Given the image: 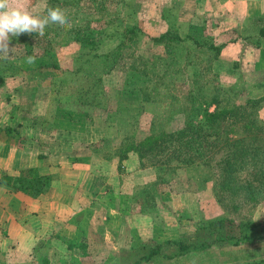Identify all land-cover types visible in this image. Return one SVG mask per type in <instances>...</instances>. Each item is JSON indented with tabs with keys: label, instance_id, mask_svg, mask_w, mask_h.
Segmentation results:
<instances>
[{
	"label": "trees",
	"instance_id": "16d2710c",
	"mask_svg": "<svg viewBox=\"0 0 264 264\" xmlns=\"http://www.w3.org/2000/svg\"><path fill=\"white\" fill-rule=\"evenodd\" d=\"M142 3V0H136L134 6L127 5L131 20L121 17L115 8H110V13L114 16H110L103 26L83 21L75 24L72 29L65 30V35H61L59 25H50L45 28L43 36L32 33L29 37L12 40L21 41L23 44L19 53L23 54L18 56L47 57L39 65L38 74L48 76L50 80L47 83L26 84L28 99H22L9 112L11 105H15L14 101H18L12 99L14 94L11 93L9 81L18 76L22 68L17 62L19 58L11 56V52L7 59H0V90L4 91V100L11 101L4 108L3 116L6 118L0 123V142L23 148L25 151L35 149L39 157L50 154L57 157H77L80 153H93L108 159L118 157L121 163L131 152H135L141 161L149 157L150 165L156 168L169 164L176 169L185 168L189 171L197 168L199 164L193 157V152L195 149L201 151L203 141L205 145V142L207 145L217 144V138L209 140L210 137L208 139L206 135L212 137L213 134L229 132L234 124L237 125L236 122L241 123L243 119L244 125L259 122L253 110H249L257 100L249 96L239 101L243 96L242 87L234 85L233 82L228 84L220 74L213 71L212 61L218 57L224 43H217L204 33L206 38L202 37L193 23L191 28L194 31L188 30L183 35L181 28L190 26L182 20L178 0L154 2L159 12L158 17L168 25L164 32L151 36L155 43L163 44V51L150 55L138 51L147 35L138 16ZM201 26L203 31H207L205 24ZM52 30L53 34L58 35L52 37ZM108 40H111V46L104 48L103 44ZM37 45L42 48L39 55L36 53ZM71 45L73 49L65 56V65H61L56 48ZM54 72L60 73L56 75ZM43 73L47 74L44 76ZM20 81H25L22 76ZM161 88L163 98L158 94ZM164 99L168 105L162 110ZM21 103H26L27 106L24 108ZM213 104L215 107L212 109ZM187 107L190 112L200 108L202 118L197 123H189L184 129H172V118ZM146 112L151 114L149 129L141 130L139 119ZM248 118L252 122H248ZM28 127L32 130H48L51 138H54V130L78 132L82 138L78 142L67 139L53 142V139L34 136L27 130ZM189 127L192 133L195 130L190 137ZM212 128L215 129L214 132L208 130ZM94 129L99 137L90 139L89 131ZM203 129L207 132L202 131ZM183 145L188 147L189 152H179L175 157L168 154L165 161L166 153L172 150L175 154ZM231 146L233 148L227 149L220 160V176L223 179L217 185L218 191L230 190L232 194L241 195L244 199L257 200L264 187L258 180L253 181L258 177L245 179L242 173L246 169L258 170L260 160H264L260 159L264 154V147L258 144L247 146L244 143ZM53 179V174L45 171L42 166H36L23 168L13 177L11 183L16 189L37 196L51 187ZM207 180L205 178L199 181L205 186L204 182ZM158 191L156 184L151 187L144 185L140 189L137 195L140 197L142 209L148 207L155 210ZM260 224L261 222L251 220H242L236 224L228 223L225 218L211 219L200 226L206 236L201 243L185 235L159 240L131 264L152 259L162 252L165 245L172 246L174 251L169 257H173L185 251L211 247L221 241L254 242L257 238H264V233L256 235ZM236 225L243 233L240 237L235 232ZM122 232L123 228L112 230L109 236L115 238ZM251 232L255 233L254 236ZM97 236L100 235H89L88 231L79 235H65L54 231L32 245L31 264H107L108 261L100 260L96 251L90 248ZM239 238L242 240L234 241ZM57 239L60 240L57 244L62 250L49 252L48 247H58L53 243ZM131 247L134 248L135 245ZM55 256L56 259L53 258ZM250 263L264 264V257Z\"/></svg>",
	"mask_w": 264,
	"mask_h": 264
},
{
	"label": "rangeland",
	"instance_id": "374dc122",
	"mask_svg": "<svg viewBox=\"0 0 264 264\" xmlns=\"http://www.w3.org/2000/svg\"><path fill=\"white\" fill-rule=\"evenodd\" d=\"M178 1L181 8L182 20L187 26H190L189 28L186 27V29L181 28L183 35H186L188 30L194 31V28H191L193 23L195 30H198L202 37H205L203 35L207 34L209 37L213 38L215 42L224 43L218 57H214L215 59L212 61L213 71L220 74L228 84L233 82L234 85L242 87V94L244 97H240V99H238L239 101L249 96L257 100L249 110H253L259 122L244 125L243 119L241 123L236 122L237 125L234 124L229 132H221L220 135L213 134L212 137L206 135L208 139L210 137L209 140L217 138V144L207 145V142H205V145L203 141L202 149L200 148L201 151L195 149L193 152V157H195L196 162H199V164H197V168L192 170L189 169V171H186L185 168L176 169L169 164H162L163 166L160 165L156 168L150 165L151 159L149 157L141 161L139 155L135 152H131L129 157L125 158L121 163L118 157L108 159L100 155L93 156L92 164L96 165V167H94L100 172H105L102 173L104 175H100V178L106 182L107 178L105 179L103 177H105V174H109V172L115 174L116 178L114 181L115 185L114 182L109 181L110 183H106L107 186L104 185V181L99 178V188H103L101 189L103 196L95 200L90 199V204L84 205L86 208L81 211L85 225H95L94 231L100 235L96 237V242L93 241L90 244V248L96 251L100 260L108 261L107 264H131L134 260L149 251L151 245L153 246L157 241L165 240L171 236L179 237L185 235L186 237L197 239L198 242L201 243L206 236L204 235V229L200 226L215 218H225L228 223L235 222L236 224L242 220L261 222L256 235L264 233V190L262 193L258 194L259 197L257 200L250 198L247 200L241 197V195L232 194L230 190L222 192L218 191L219 189L217 188L218 183L223 179V177L220 176V160L222 156L225 155L226 150H230V147H232L231 145L244 143L247 146L258 144L264 147V34H262L264 16L263 18L258 17L252 20L249 18H238L235 20L236 18L232 19L230 18L231 16L221 17L217 15H207L205 12L204 17L200 16L199 12L196 13L197 16H194L196 10H194L193 4L196 0ZM199 1L200 0H198V3ZM135 2L136 0H125V2L123 0H61V2L58 0H13V6L22 7L33 15L41 17L47 15L48 7H60L65 10L72 25L70 29H72L75 24L83 21H91L94 25L103 26L108 19L111 18L110 16H114L113 13H110V8H115L121 17H126L127 20H131L132 16L128 13L130 10H128V8L126 9V7L127 5L128 7L134 6ZM142 2V8L140 12H138V16L143 23V28L147 32V35L141 42L138 51L150 55L153 52L163 51V44L155 43V40H153L151 36L164 32L167 30L168 25L165 20L158 17L159 12L156 3H154L155 0H142ZM234 23L238 25H232ZM201 24L207 26V31H203ZM70 29L60 27V34L65 35V30ZM53 33L54 30H52V32L50 31L52 37L58 35ZM31 34L24 33L18 37H12L11 39L10 48H13L11 56L19 58L17 62L22 69L18 76H15L9 81V85L12 87L9 88L11 89L12 95L14 94L12 99L18 100L14 101L15 105H11V110L9 112L14 110L22 99H28L27 85L36 82L47 83L50 80L48 76L43 77L41 74H38L39 65L47 60L46 56L35 57L33 63H28V57L26 56H18L23 54H19L23 48V44L20 43L21 41L12 40L26 38ZM110 43L111 40H108L103 44V47L111 46ZM36 48L37 55L41 54V46L37 45ZM56 49L60 56L61 65H65V56L72 51L73 46H57ZM202 50L203 47H201L200 53H202ZM59 73L60 72H54L56 75ZM43 74L45 76L47 73ZM20 76L24 78V82L20 81ZM158 94L160 98H163L162 88L159 89ZM10 102L11 101L6 102V100H4V91L0 90V123L4 122L6 118V116H3L4 108L5 105H8ZM21 104H23L24 108L27 106L26 103ZM167 105L168 103L164 99L161 109L165 110ZM159 107L160 105H158V108ZM214 107L215 105L213 104L211 108L213 109ZM150 118L151 114L149 112L142 115L141 119H139L141 130L149 129ZM201 118L202 113L200 108L190 112L189 107H187L176 113L170 122V127L174 130L184 129L189 123H197ZM247 121L252 122L249 118ZM28 129L30 133L36 136V130L30 129V127H28L27 130ZM213 129L214 128L208 130L214 132L215 129ZM114 130H116V126ZM194 131L195 130H193L192 133L190 127L188 128L189 137L191 133L194 134ZM202 131L207 132L205 129ZM37 134L41 139H48L49 137V132L43 129L37 130ZM54 134L53 140L50 139L53 142H59L60 140L64 141L66 139L78 142V140L80 141L82 138L78 132L73 131L70 133L69 131L62 132L54 130ZM88 137L90 139H97L99 134L94 129L89 131ZM183 146L180 147L177 153L174 154L173 151L170 150V152L168 151L169 153H166L165 158L164 156L162 158L167 161L168 154L175 157L179 152L181 154L189 152L187 151L188 147ZM198 146L199 142L197 147ZM182 148L186 149L181 151ZM262 155L260 159H264V154ZM160 156H162V154H160ZM48 160H51V158ZM114 161L118 168L117 171L114 169L112 172L113 169L110 168L109 164H112ZM0 168H2L1 165ZM257 169L258 170L254 169L253 171L252 169H246L242 174L245 176V179L249 178L250 180H252L251 178L253 177H258V179H254L253 181L257 182L258 180V183H261L264 187V160H260ZM190 172L193 175L195 173L198 178L196 179V176H193ZM99 174H97V176H99ZM205 178L208 180L204 182L206 183L205 186H202L199 180ZM134 184H136L138 192H140V189L144 185L151 187V185L153 186V184H156L158 187L161 196L158 194L159 191L156 192V194H158L156 200L158 198L159 207L160 202L162 206L160 208V213L156 214L153 224L157 227L163 225L160 231L156 230V232L150 233L151 230H147L148 226L146 227V222L142 216H139L143 211L139 204V197L137 198V205L124 203L127 199V196H125L126 193H129L128 190H132L131 186ZM118 186L123 194L118 195V191L115 189L118 188ZM145 193H147L146 190ZM106 194L108 195L105 197ZM147 195L149 194L147 193ZM128 201L130 202V200ZM119 203L121 207L126 204V209L129 207L125 215L126 221L124 227L122 226L124 232L115 238L112 236H110V238L108 237L111 239L109 242L104 232L105 229L103 227L105 226L102 225V219H104V216L110 211V206ZM229 220H231V222ZM114 222L115 219H113V223ZM67 225L66 227L69 229V232H72L73 230L70 229H72L74 224L70 222ZM101 231L103 233H101ZM235 232L238 237L243 235L237 225ZM76 233H78L77 230ZM178 233L181 235H178ZM148 234H150V236H148ZM251 234L254 236L255 233L251 232ZM241 240L239 238V240L234 241ZM132 245H135V247L132 248ZM19 246L20 245L17 246V244H14V247L7 250L6 253L9 257H14V264H30L31 262H26V260H24L30 258V256L26 255L27 252L23 250L24 248H20ZM47 250L53 252L55 249L50 246ZM57 250L61 251L62 248L58 246L56 247V251ZM173 251L174 249H172V246L165 245L160 254L155 255V257L150 260H142L137 264H232L241 262L243 264L246 262L251 264L250 262L253 260L264 257V238H257L254 242L243 240L240 243L221 241L216 242L211 247L200 250L193 249L185 251L180 255L169 257V254Z\"/></svg>",
	"mask_w": 264,
	"mask_h": 264
},
{
	"label": "crops",
	"instance_id": "0c3cea01",
	"mask_svg": "<svg viewBox=\"0 0 264 264\" xmlns=\"http://www.w3.org/2000/svg\"><path fill=\"white\" fill-rule=\"evenodd\" d=\"M196 1L193 4L194 10H196L194 16H197V12L202 17L206 13L207 15L221 17L231 16L230 18H236L235 20L238 18H249L252 20L258 17L263 18L264 16V0H200L199 3L198 0ZM232 25L238 24L234 23ZM48 132V139L50 140L52 138L50 137V131ZM36 136L40 138L37 130ZM0 145V165L2 166L0 168V264H14V257H9L6 253L7 250L14 247V244L24 248L23 250L27 252L26 255L30 256V258L24 260L32 262L33 256L30 253L32 245L36 244L40 238L51 235L54 231H59L65 235H79L86 231H88L89 235L95 234V225L86 226L83 222L84 217L81 215V211L86 208L84 205L90 204V199L95 200L103 196L101 191L103 188H99V178L105 172H100L95 168L96 165L92 164V158L95 154L80 153L77 157H57L55 154H50L46 157H39L38 151L35 149L25 151L23 148L2 142ZM50 158L51 160H48ZM109 165L113 169L112 172L114 169L117 171L118 167L115 161ZM36 166H42L45 171L54 175L52 185L47 191L33 196L21 189H16L12 185L13 177L19 174L23 168ZM103 178H107L106 182L100 178L106 186L107 182H114L116 179L115 174L110 172L105 174ZM131 188L132 190H128L129 193L125 195L127 199L124 203L137 205L138 191L136 184L132 185ZM115 189L118 191V195L123 194L119 186ZM158 194L161 196L160 191ZM139 204L141 205L140 197ZM126 205L121 207L119 203L110 206V211L102 219V225L106 228L102 227L105 229L104 232L109 242L111 241L109 232L122 229V226L124 227L125 215L127 210H129V207L126 209ZM161 206V202L160 207L158 202L155 210H150L148 207L145 209L141 208L143 211L139 216L143 217L146 227L148 226L147 230H151L150 233L156 232V230L160 231L163 227V225L157 227L153 224L156 214L160 213ZM113 219H115L114 223ZM70 222L74 224L72 229H70L73 230V233L69 232L66 227ZM76 230L78 233H76ZM178 235L181 234L178 233ZM176 237L178 236H171L170 238ZM59 241L57 239L53 243L58 245ZM54 249L53 252L51 251L52 253L59 252V250L56 251V248ZM56 256L53 258L56 259Z\"/></svg>",
	"mask_w": 264,
	"mask_h": 264
},
{
	"label": "clouds",
	"instance_id": "9594fccd",
	"mask_svg": "<svg viewBox=\"0 0 264 264\" xmlns=\"http://www.w3.org/2000/svg\"><path fill=\"white\" fill-rule=\"evenodd\" d=\"M59 25L70 29L71 23L65 10L60 7L49 8L47 15L36 16L19 6H13V0H0V59H7L12 53L10 48L12 37L24 33H37L43 36L45 28ZM35 57H28V63H33Z\"/></svg>",
	"mask_w": 264,
	"mask_h": 264
}]
</instances>
